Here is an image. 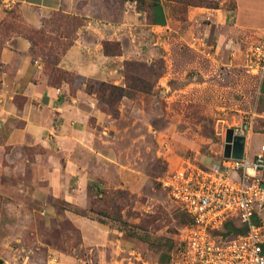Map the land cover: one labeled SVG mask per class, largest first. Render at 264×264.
I'll list each match as a JSON object with an SVG mask.
<instances>
[{"label":"rangeland","instance_id":"374dc122","mask_svg":"<svg viewBox=\"0 0 264 264\" xmlns=\"http://www.w3.org/2000/svg\"><path fill=\"white\" fill-rule=\"evenodd\" d=\"M164 3L162 27L145 0L2 9L0 51L19 49L56 88L50 103L0 90L5 258L172 264L187 216L164 187L167 173L222 163L227 131L249 123L245 148L260 151L261 76L244 57L262 30L237 19L239 0Z\"/></svg>","mask_w":264,"mask_h":264},{"label":"built area","instance_id":"2783aa9c","mask_svg":"<svg viewBox=\"0 0 264 264\" xmlns=\"http://www.w3.org/2000/svg\"><path fill=\"white\" fill-rule=\"evenodd\" d=\"M253 74H264V32L244 57ZM252 123L233 128L229 157L213 167L186 163L167 173L164 187L191 218L175 246L172 264H264V141L250 157L234 158L236 136ZM244 229L225 236L228 221ZM0 264H26L5 258Z\"/></svg>","mask_w":264,"mask_h":264},{"label":"crops","instance_id":"0c3cea01","mask_svg":"<svg viewBox=\"0 0 264 264\" xmlns=\"http://www.w3.org/2000/svg\"><path fill=\"white\" fill-rule=\"evenodd\" d=\"M151 4V21L154 26L162 27L169 22V13L164 0H145ZM66 0H0V15L5 6L18 3L20 5L35 6L46 10L60 9ZM134 6L136 2H132ZM237 19L240 22L246 18L255 20L257 27L262 30L258 39L264 32V0H239ZM255 26V27H256ZM257 39V40H258ZM256 40V41H257ZM255 41V42H256ZM78 48L77 43L70 49L75 52ZM20 59L19 63L17 60ZM14 70V72H13ZM42 71L31 61L28 56H23L19 49L4 45L0 51V90L4 93H22L28 96V100H41L45 97L47 101H52L55 94V87L48 84L42 75ZM260 94L264 105V74L261 76ZM48 103V102H47ZM48 103V104H49ZM50 107V106H47ZM6 109L0 104V117L4 115ZM33 117L23 115L27 120L26 128L35 123ZM5 120V119H4ZM247 140V139H246ZM246 149V148H245Z\"/></svg>","mask_w":264,"mask_h":264},{"label":"water","instance_id":"95a60500","mask_svg":"<svg viewBox=\"0 0 264 264\" xmlns=\"http://www.w3.org/2000/svg\"><path fill=\"white\" fill-rule=\"evenodd\" d=\"M235 139H238L241 141V147L239 150L236 151L235 155H233L234 158L241 159L244 156L245 153V147H246V136H236ZM233 140V129H229L226 133V139H225V150L224 155L225 157H229V148L231 146V142Z\"/></svg>","mask_w":264,"mask_h":264},{"label":"trees","instance_id":"16d2710c","mask_svg":"<svg viewBox=\"0 0 264 264\" xmlns=\"http://www.w3.org/2000/svg\"><path fill=\"white\" fill-rule=\"evenodd\" d=\"M108 45H109V42H105L104 46H105V49L107 50V55H115L117 53H113V52H108ZM123 95H126L125 93ZM187 216V219L185 220V224L188 225V224H191L192 223V220L191 218L186 214ZM244 229L242 227H240L238 224H236L234 221H228L225 226H224V229H223V234L225 236H231L233 234H236L238 232H243Z\"/></svg>","mask_w":264,"mask_h":264},{"label":"flooded vegetation","instance_id":"af4514ba","mask_svg":"<svg viewBox=\"0 0 264 264\" xmlns=\"http://www.w3.org/2000/svg\"><path fill=\"white\" fill-rule=\"evenodd\" d=\"M240 147H241V141L238 140V139H235V141H234V148H235V150L236 151L239 150Z\"/></svg>","mask_w":264,"mask_h":264}]
</instances>
